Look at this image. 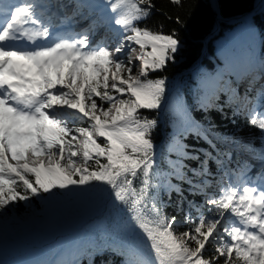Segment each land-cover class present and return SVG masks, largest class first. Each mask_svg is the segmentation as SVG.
<instances>
[{"label": "trees", "instance_id": "obj_1", "mask_svg": "<svg viewBox=\"0 0 264 264\" xmlns=\"http://www.w3.org/2000/svg\"><path fill=\"white\" fill-rule=\"evenodd\" d=\"M135 1L137 11L126 0H116L118 27L143 44L150 64L158 56L162 61L159 70L148 67L139 78L136 98L131 99L123 121L124 127L138 133L135 139L141 146L119 137L121 131L110 130L104 135L108 142L98 139L105 157L91 154L86 171L70 178L58 173L60 183L48 178L43 169H27L21 172L23 178L10 179L0 173V190L15 200L20 214L27 201L42 211L29 184L47 194L51 203L50 221L37 226H9L1 221L0 237L22 262L32 264H46L60 248L64 237L59 226L67 232L82 228L75 235L73 254L79 264H175L156 238L159 232L173 231L188 236L187 244L196 247L200 262L261 264L244 251L224 256V245L231 241L219 229L214 233L208 229L226 214L243 213L228 196L221 197L224 186L216 179L222 174L217 160L224 154L217 151L223 153L227 144H236L256 158L264 157V118L243 116L224 94L213 97L215 86L224 84V78L240 77L257 67L258 46L264 43V0L258 7L261 0ZM238 17L235 24L222 21ZM242 24L248 25L250 34L239 54L222 56L216 43ZM124 69L128 71V66ZM170 93L179 104H166ZM103 99L105 92L97 82L88 84L86 106L105 107ZM183 107L209 131L196 128ZM63 123L70 131L61 122L50 133L49 142L71 156L76 151L77 130L68 121ZM229 163L236 168L235 162ZM51 171L57 173L56 168ZM85 175L89 179L82 182ZM133 216L146 234L139 226L132 233L125 231ZM132 245L138 251L134 259ZM47 246H51L49 257L33 259Z\"/></svg>", "mask_w": 264, "mask_h": 264}, {"label": "rangeland", "instance_id": "obj_2", "mask_svg": "<svg viewBox=\"0 0 264 264\" xmlns=\"http://www.w3.org/2000/svg\"><path fill=\"white\" fill-rule=\"evenodd\" d=\"M96 1L100 0H94V2ZM131 4L132 8L137 10L134 1H131ZM249 34L250 28L248 25L242 24L233 33L228 34L225 38L220 39L216 43L218 52L222 56H231L234 53L238 55ZM129 41L131 43L127 46L124 45L127 40H122V44L119 43L120 49L118 51L113 52L112 50H109L106 55H97L96 60L92 63V67L90 68L89 66L91 64L89 65V63L91 62L86 63L81 61L76 63L79 59L69 62V56L65 55V57L60 58L53 64L52 69L55 68L53 72H47V77L61 90L68 89L67 83H73L72 87L76 90L75 96L70 97L69 94H64L62 97H64V100L68 101L67 104L76 105L83 114L81 117L77 115L79 118L75 116V118L71 119L73 126L72 129L77 130L75 136L76 151L71 156L53 149L49 146L48 142V133L54 130V126L59 123V120L63 119L66 121L68 119L70 112H67L65 108H62L61 113L56 114L55 116L47 114L46 112H39L33 120H20L9 117L4 106H0V173H3L4 176L10 179L19 178L21 172L23 173L27 169H39L43 167L48 178L54 180L56 183H60L61 179L57 176L58 173L64 177H72L82 171H86V165L91 154L99 159L105 157V154L99 148L98 139L103 138L108 142L104 135L110 133V129L107 130L106 128L120 127V125L123 124L125 115L128 112V107L132 105L131 99L133 97L136 98L135 85L139 81L143 72L147 70L148 67L159 70L162 65L160 56L156 57V60L152 62V64L148 62L145 48L141 43L137 42L135 35H132ZM92 43V40L87 39V44L89 46ZM127 48H129V50L133 49V51L127 54L126 58L123 59L121 56ZM134 52L135 54H133ZM105 60H109V68L102 66V68L99 69L98 65L100 63L103 65ZM125 66H128V71H125ZM103 72H105V76ZM93 82H97V84L104 90L105 99H103L102 102L105 103L106 106L93 105L86 108L84 111L82 109L84 106L82 97L83 88ZM121 87H123V90L120 89ZM229 91L233 93L234 98L239 97L235 93V91H238V88H234L233 92V87H230ZM137 94L146 99L142 92H138ZM123 100L126 102L123 103ZM258 109H260V107L256 110L254 109V111L257 112ZM254 111L250 112V115H253L255 113ZM80 122L83 123V126H79ZM100 123L105 129H100ZM18 125L19 127L25 126L27 131L16 130L15 126ZM125 132L119 137L130 142L132 145L141 146V143L135 139V137L138 138L137 132H130V130ZM231 156L232 154L229 152L227 157L230 158ZM53 168H56L57 173H53V171L50 170ZM88 179L89 176L85 175L82 177V182H85ZM223 182H225V179H223ZM35 197L38 204L42 206V211H38L36 206L27 201L25 202V212L20 214L16 207L15 200L12 197L6 198L0 190V222L4 221L9 226L15 224L22 225L24 223L37 226L41 221H50V209H44L39 195L36 194ZM245 202L242 204H245ZM252 213L255 212L253 211ZM263 215L264 211L259 213L260 217ZM170 223L171 222L168 221L167 225L170 226ZM137 224L136 216L131 217L127 220L125 231L132 233V231L136 230L139 226V224ZM52 225L57 227L56 224ZM235 227V224L230 223L228 228L223 231L224 234L234 240V247L230 246V244L224 246L223 255L226 257H229L232 252L237 249L239 246L238 244H241L242 236H246V233L244 232L240 237L238 233L232 230ZM59 228L63 234L70 232H67V229L64 227L59 226ZM240 228H243V225H240ZM263 228L264 224H261L259 229ZM208 231L212 232L213 230L209 228ZM73 232L75 233L77 231ZM68 236L69 235L66 234V237ZM247 237L249 238V242L243 243V246L247 247V251L251 258H254L257 261L260 260L263 247L256 245L257 237L259 238V236L255 234V236L248 235ZM156 238L160 242L161 247L165 250L164 252L167 253L176 264H208L200 262L197 258L196 247L188 246L187 235L178 236L175 232L168 231L162 233L159 232ZM1 243L4 244L0 237V245H2ZM250 244L255 245L256 250L253 249ZM173 246H175V248ZM42 250L41 253L34 255L33 259L39 257L42 259L45 255L47 257L48 253L51 251V246L43 247ZM130 251L133 256L132 259H134L138 254V251L133 245L131 246ZM7 253V258L11 260V264H22L21 262H18L20 257H18L12 250H7ZM60 258L61 256L59 254L57 257L51 259L49 263L54 264L57 260H60ZM26 262L27 260L23 263ZM28 264H31V261H28ZM262 264H264V259Z\"/></svg>", "mask_w": 264, "mask_h": 264}, {"label": "bare ground", "instance_id": "obj_3", "mask_svg": "<svg viewBox=\"0 0 264 264\" xmlns=\"http://www.w3.org/2000/svg\"><path fill=\"white\" fill-rule=\"evenodd\" d=\"M46 5H48L47 2H46ZM132 51H133V49L129 50V48H127L126 51L121 56V58L125 59L127 54L131 53ZM133 54H135V52ZM102 66L106 67V68H109V60H105L103 62V65H101V63H100L98 65V68L101 69ZM30 68H31V65L25 66V65H22V64H18L17 74H18V76L23 77L22 81H25L26 79H30V77H27V76L25 77L24 76L26 71L28 69L30 70ZM54 69L55 68L52 69V67H51V68L48 69V71H52L53 72ZM103 73H104V76H105L106 75L105 72H103ZM38 74L40 75V80L43 81V86H44L42 88L43 94H45L47 90L54 92L55 94H57V97L60 100V105L61 106H66L67 102H68V101L63 99L62 95L69 94L70 97L75 96L76 90L72 87V85H73L72 82H71L72 84L71 83H67L68 89L61 90V89H59V87L55 86V84L47 77V72H45V70H40ZM45 102L49 103V102H47V100H45ZM63 108L66 109V107H63ZM56 111H57V113L61 112L60 110H56ZM0 264H11V260L7 258V255L5 254V251H4V249L2 247H0Z\"/></svg>", "mask_w": 264, "mask_h": 264}, {"label": "water", "instance_id": "obj_4", "mask_svg": "<svg viewBox=\"0 0 264 264\" xmlns=\"http://www.w3.org/2000/svg\"><path fill=\"white\" fill-rule=\"evenodd\" d=\"M263 0H261L256 7H258L260 5V3L262 2ZM251 14V13H250ZM241 17H238V18H234V19H223L222 21L226 24H235ZM77 230V229H75ZM74 230V231H75Z\"/></svg>", "mask_w": 264, "mask_h": 264}]
</instances>
